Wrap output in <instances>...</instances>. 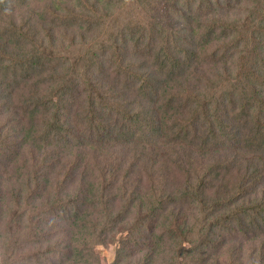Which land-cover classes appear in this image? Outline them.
<instances>
[{
  "label": "trees",
  "instance_id": "trees-1",
  "mask_svg": "<svg viewBox=\"0 0 264 264\" xmlns=\"http://www.w3.org/2000/svg\"><path fill=\"white\" fill-rule=\"evenodd\" d=\"M131 1L0 0V264H99L98 245L108 264H264V12L135 0L80 69L52 62L55 21L89 32ZM104 47L106 88L77 99Z\"/></svg>",
  "mask_w": 264,
  "mask_h": 264
},
{
  "label": "rangeland",
  "instance_id": "rangeland-1",
  "mask_svg": "<svg viewBox=\"0 0 264 264\" xmlns=\"http://www.w3.org/2000/svg\"><path fill=\"white\" fill-rule=\"evenodd\" d=\"M257 0H237V4L241 5L242 10L241 11H234L232 13V15L230 16H226L223 15V17L228 18L229 20L232 19H236L234 21L240 22V19L242 20L240 23L241 24H248V23H252L253 22V18L252 15H248L250 10L251 12H255L257 14H263L261 11L264 12V7L262 5V8L260 10V3L261 0L259 1V3L256 2ZM135 3V0L131 1V4L129 6H122L120 7L117 11H115L114 13H110L108 16H106L100 25L97 24V28L87 32L85 28H79L76 27V24L74 23V21L72 19H69L65 22H61V21H55L56 24H58V31H60L58 33V36H56L57 42L56 45L54 46L52 55H54V58L52 60V62H57V61H61L64 62V67H72L74 70H78L82 67L83 62H85V55L84 52L86 50H90L92 48V46L94 44L92 43H96L95 41H99V40H103L106 34L112 33L114 34L118 28L120 27V25L122 23L125 24H134V21L132 20L133 18H138L137 15L139 13V11L137 9L132 8L131 6ZM182 7V6H180ZM188 9V10H186ZM185 8H182V12H186V13H190L191 11H197L193 6L190 8L188 6H186ZM210 10L209 7L206 8H201L199 9V12H208ZM253 10V11H252ZM250 12V13H251ZM15 15V14H14ZM64 15L67 17L68 15L66 13H64ZM3 17V16H2ZM1 17V18H2ZM209 17H212V14L209 15ZM1 18H0V22H1ZM146 18V16H145ZM130 19V20H129ZM22 22V21H21ZM11 24V23H10ZM139 25H142L144 28L146 26V22L145 19L142 20V22L139 23ZM74 28L77 29L76 32H74ZM136 28H141V26H138ZM150 25L148 24L146 26V31L150 30ZM0 29L2 30L3 27L0 25ZM82 29V31H80ZM1 32V31H0ZM81 34H84V38H81ZM101 34L103 36H101ZM229 35L228 37L225 36V38H221V40H223L224 42H226V40H230L229 39ZM226 39V40H225ZM95 40V41H94ZM111 41V39H110ZM221 43V42H220ZM114 48V46H111ZM96 51L98 52L99 55L94 56V60H95V64L91 63L93 66H90L86 71L88 74H90V76L87 73H84L83 71L80 73V75L77 77L78 83L79 85L77 86V91L76 93L74 92L73 89H68V92H72L73 94L75 93V95L77 96V99L83 100L85 97V87L84 86H92L94 88H101V89H105L106 88V84L103 83V80L101 79L102 77H104L105 75H103L100 69H102L104 72H113L114 68H116V65L114 64V51L112 49H109L108 47H104L103 48V53L96 49ZM118 53L121 52L120 47L118 46L117 50ZM49 52V49H46L44 51H42V54L47 55ZM144 52V51H143ZM141 52V54L143 53ZM56 54H58L56 56ZM56 56V57H55ZM121 57V61L123 62H132V60L134 58H137L138 55L136 53H133V51H128V53H121L120 54ZM136 59H134L135 61ZM103 63L102 65H99V67L97 66V64ZM131 64V63H130ZM129 64V65H130ZM58 65V64H56ZM59 66V65H58ZM131 70H135L134 67ZM7 70L3 69L0 70V75H5ZM12 69L7 71V76L8 78L3 79L5 84H9L12 82L13 76H12ZM99 72V73H98ZM112 75V74H110ZM83 76H86L88 78L87 82H84L83 80ZM2 89L3 91H8L9 87H5L4 85H2ZM1 90V88H0ZM67 91V90H66ZM10 98L13 99H17V93L16 92H11L9 94ZM125 207H127V203L124 204ZM24 218V216H23ZM31 235L34 236L33 233H30ZM10 244H12V241L9 240ZM185 246H188L189 243L185 242L184 243ZM207 250H209V247H206ZM115 246L114 245H98L95 247L94 252H96V255L99 258V264H108L110 263L114 256H115ZM4 250L1 251V255L3 256L4 254ZM222 259L219 260V264L221 263Z\"/></svg>",
  "mask_w": 264,
  "mask_h": 264
}]
</instances>
